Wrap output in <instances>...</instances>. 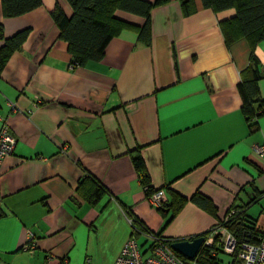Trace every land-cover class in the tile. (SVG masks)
<instances>
[{"label":"crops","instance_id":"1","mask_svg":"<svg viewBox=\"0 0 264 264\" xmlns=\"http://www.w3.org/2000/svg\"><path fill=\"white\" fill-rule=\"evenodd\" d=\"M194 3L189 16L180 0L154 8L150 47L135 48L137 34L123 30L101 61L73 68L51 15L59 5L71 17L67 0H43L17 17H5L0 0L5 36L30 30L0 74V126L8 123L17 139L0 170V264H113L131 236L150 256L152 238L134 232L121 207L173 243L211 231L235 210L264 231V159L253 148L264 144V116L253 131L237 89L250 48L245 39L225 41L220 23L235 10ZM256 55L264 99V42ZM136 149L153 188L169 185L188 199L200 192L216 216L188 200L167 223L171 211L163 217L151 206L135 172ZM86 173L109 191L95 204L78 193ZM227 254L221 264L232 262Z\"/></svg>","mask_w":264,"mask_h":264},{"label":"trees","instance_id":"2","mask_svg":"<svg viewBox=\"0 0 264 264\" xmlns=\"http://www.w3.org/2000/svg\"><path fill=\"white\" fill-rule=\"evenodd\" d=\"M67 1L73 9L71 17H68L59 5L55 6L51 15L60 30V38L68 44V50L73 58L72 66L76 68L78 66H86L90 62L101 61L105 57L106 48L109 43L113 38L118 37L123 30H130L137 34L135 48L139 46L150 47L152 45L151 12L154 8L168 4L171 0ZM201 1L204 8L211 9L215 13L231 9L236 11L234 18L220 23V28L228 45L240 39H245L248 42L251 52V61L249 66L242 72V78L237 89L243 98V112H245L253 131H257L260 128L259 119L264 116V99L261 97L259 91V80H261L263 76L258 68L255 69L253 67L252 63L255 65L257 64L258 58L256 50L261 42H264V0ZM1 4L5 17H17L40 7L43 4V0H1ZM180 6L185 16H189L197 11L194 0H180ZM117 11H124L140 16L144 19V23L142 26L137 27L124 20L118 19L115 16ZM29 32V29H24L8 38L5 36L3 25L0 24V42H3L0 48V74L11 55L15 51H20L22 49L23 44L29 36ZM131 155L135 172L143 185L147 197H151L154 193L164 189L167 190L166 192L168 194L172 195L171 202L165 200L162 201V204L158 207L152 206L158 212L162 213L163 217H165L167 211H171L167 223L172 221L174 215L181 210L188 200L213 216H216L215 205L209 197H206L200 192L194 193L188 199L172 190L169 185L165 188H153L140 150L136 149V152L132 151ZM78 193L83 198L85 197V200L89 203L95 204L102 196L108 195L109 191L100 180L86 173L83 180L79 183ZM167 208L168 210L165 211ZM125 212L131 217L137 232L143 230L149 233V231L144 228V225L138 222L134 217L133 212L126 210V208ZM242 212L243 211L236 210L230 211L211 231L191 237L189 241L198 237H204L206 240L217 228L224 226L237 239L234 253L227 254L232 256V262L230 264H242L239 252L242 250L243 244H257L260 242V237L264 235V231L255 227L256 221H250ZM152 235L161 238L165 242L163 244L172 247L173 242L171 240L157 234ZM135 239L138 241L136 237ZM31 243L33 242L31 241ZM216 243L217 237H215V246ZM33 245H35V243ZM33 245H28L27 248L32 249ZM153 245L154 244H152L151 248ZM213 249H216L215 255L212 254ZM213 249L203 245L199 249L195 261L199 264H221L222 260H219V257L221 254L226 253L222 247H213ZM174 252L182 259H187L176 251Z\"/></svg>","mask_w":264,"mask_h":264},{"label":"built area","instance_id":"3","mask_svg":"<svg viewBox=\"0 0 264 264\" xmlns=\"http://www.w3.org/2000/svg\"><path fill=\"white\" fill-rule=\"evenodd\" d=\"M72 66V65H71ZM73 67V66H72ZM74 68V67H73ZM17 139L11 132L10 126L4 122L0 126V170L3 160L13 155L16 147ZM255 153L264 159V144H255L253 146ZM165 192L163 190L154 193L148 197L151 206L158 207L165 201ZM125 218L133 226V221L130 219L126 212ZM152 238L153 247L150 256H144L138 241L135 238L129 239L121 249L120 254L117 256L113 264H199L194 260L182 259L172 249L167 246L161 238L148 233ZM215 237L217 243L215 246ZM237 239L230 233L224 226L217 228L208 239L205 240V246L222 247L225 253L233 254L235 251ZM213 255L216 254V249H213ZM239 257L242 264H264V235L260 237V242L257 244L244 243L242 250L239 252ZM90 264V260L87 261Z\"/></svg>","mask_w":264,"mask_h":264},{"label":"water","instance_id":"4","mask_svg":"<svg viewBox=\"0 0 264 264\" xmlns=\"http://www.w3.org/2000/svg\"><path fill=\"white\" fill-rule=\"evenodd\" d=\"M204 241H205L204 237H198L192 241L189 240L177 241L172 244V248L178 254L183 255L189 260H193L197 256V253Z\"/></svg>","mask_w":264,"mask_h":264},{"label":"rangeland","instance_id":"5","mask_svg":"<svg viewBox=\"0 0 264 264\" xmlns=\"http://www.w3.org/2000/svg\"><path fill=\"white\" fill-rule=\"evenodd\" d=\"M132 230L135 232L136 231V229H135V226L133 225V227H132ZM131 238H135V236H131L129 239H131ZM128 239V240H129Z\"/></svg>","mask_w":264,"mask_h":264},{"label":"clouds","instance_id":"6","mask_svg":"<svg viewBox=\"0 0 264 264\" xmlns=\"http://www.w3.org/2000/svg\"><path fill=\"white\" fill-rule=\"evenodd\" d=\"M121 210H122V212L124 211L125 212V208H122L121 207ZM127 210V209H126ZM124 214V213H123ZM129 217V216H128ZM130 219H131V217H129Z\"/></svg>","mask_w":264,"mask_h":264},{"label":"bare ground","instance_id":"7","mask_svg":"<svg viewBox=\"0 0 264 264\" xmlns=\"http://www.w3.org/2000/svg\"><path fill=\"white\" fill-rule=\"evenodd\" d=\"M203 245L205 246V241L203 242L202 246H203ZM202 246H201V247H202Z\"/></svg>","mask_w":264,"mask_h":264}]
</instances>
